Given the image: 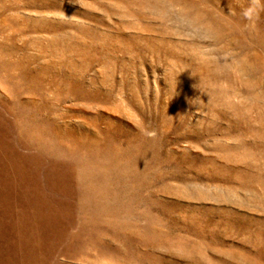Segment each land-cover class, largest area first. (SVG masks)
Instances as JSON below:
<instances>
[{"label": "rangeland", "instance_id": "374dc122", "mask_svg": "<svg viewBox=\"0 0 264 264\" xmlns=\"http://www.w3.org/2000/svg\"><path fill=\"white\" fill-rule=\"evenodd\" d=\"M0 264H264V0H0Z\"/></svg>", "mask_w": 264, "mask_h": 264}]
</instances>
